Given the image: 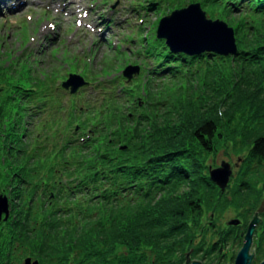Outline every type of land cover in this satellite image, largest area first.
<instances>
[{
  "label": "trees",
  "instance_id": "trees-1",
  "mask_svg": "<svg viewBox=\"0 0 264 264\" xmlns=\"http://www.w3.org/2000/svg\"><path fill=\"white\" fill-rule=\"evenodd\" d=\"M205 2L238 16L236 55L190 56L156 34L142 37L139 75L126 87L131 106L113 90L84 114L77 107L74 127L71 114L50 117L42 155L39 135L24 143L21 118L0 105L3 165L24 187L0 219V264H25L27 250L39 264H183L191 250L223 264L232 231L243 245L264 200V0ZM9 92L0 94L6 102L18 94ZM221 150L238 155L225 190L210 176ZM23 158L34 164L28 171ZM232 207L242 222L216 233L215 218ZM261 215L253 264L264 256Z\"/></svg>",
  "mask_w": 264,
  "mask_h": 264
},
{
  "label": "rangeland",
  "instance_id": "rangeland-1",
  "mask_svg": "<svg viewBox=\"0 0 264 264\" xmlns=\"http://www.w3.org/2000/svg\"><path fill=\"white\" fill-rule=\"evenodd\" d=\"M155 1L156 6L152 4ZM202 2L203 0H5L4 4H0V94L6 93L7 89L11 91L10 94L13 89L18 94L14 95L15 100L12 102H6L0 97V105L3 109L6 108L10 115L15 114L21 118L24 143L28 140L31 143L33 136L39 135L36 136L35 143L39 146L37 153L42 155L44 137L48 131L45 126H38V123H47L49 126L47 119L53 116L58 121L65 122L68 114H71L74 127L75 120L81 117L77 107L81 108L84 114L86 104L98 106L104 97H111L113 90L125 107L131 106L130 102H127L130 92L126 87L133 85L139 74L134 73L127 82L124 71L128 67L140 66L139 56L136 58L135 55V50L141 44L140 39L151 38L153 34L157 37L160 20L174 10L185 8L192 3H200L207 16L213 20H224L233 28L240 21L238 16L234 18L228 15L222 5L215 7L208 2ZM149 5H153L150 6L153 8H149ZM147 39H142L143 43H146ZM71 74H79L88 82L73 94L70 89L62 86ZM120 75L126 81L124 84ZM222 75L224 76L225 72ZM163 81L165 79H157L155 83L162 85ZM18 83L19 86L34 89L37 93L12 87ZM83 87H86V90L79 93ZM22 93L23 98L20 95ZM77 94L81 101L77 100ZM27 95L31 97L28 98ZM38 101L42 102L40 107L35 105ZM104 102L107 106L108 102ZM32 105L33 108L30 107ZM38 109L43 111L35 112ZM41 118L43 119L40 120ZM237 157L234 152L221 150L214 163L217 166L222 161L234 163ZM26 161L27 158H23L22 169L28 171L34 164L26 166ZM7 162L6 160L5 164ZM3 163L0 150V173L6 170ZM20 180L17 176L8 177L4 180L8 184H5L0 178V190H18L23 183ZM237 214L236 209L232 207L217 218L214 217L215 224L211 226L216 233L224 231L225 227L233 226L227 222L232 218H239ZM208 220L211 224L214 219L210 216ZM235 235V231H232V253L230 252L223 264H234L242 247L234 240ZM254 243L255 239L251 252ZM26 254L32 263L36 261L29 250ZM191 257L192 260L207 264L205 259H197L192 252ZM263 257L258 264H261Z\"/></svg>",
  "mask_w": 264,
  "mask_h": 264
},
{
  "label": "water",
  "instance_id": "water-1",
  "mask_svg": "<svg viewBox=\"0 0 264 264\" xmlns=\"http://www.w3.org/2000/svg\"><path fill=\"white\" fill-rule=\"evenodd\" d=\"M157 37L166 40V44L172 51L182 52L190 56L199 55L206 51L224 56L238 53L235 29L224 20L209 18L200 3H192L162 17L158 25ZM138 72L139 67H128L124 71V76L129 81L133 74ZM86 83L81 75L71 74L69 79L62 83V86L65 89H70L71 93H75ZM232 172V163L222 161L219 166L210 169V176L222 190H225L231 180ZM4 212L6 219L9 215L8 201L7 198L0 197V219ZM263 212L264 200L249 222L243 245L237 253L234 264H253L255 247L253 252H251V247L257 226L261 221L260 214ZM241 222L242 219L240 218H232L227 224L237 226ZM191 252L192 250L187 253L185 264H203L199 260H192ZM25 264H39V261L36 260L32 263L30 258H26ZM261 264H264V259Z\"/></svg>",
  "mask_w": 264,
  "mask_h": 264
},
{
  "label": "flooded vegetation",
  "instance_id": "flooded-vegetation-1",
  "mask_svg": "<svg viewBox=\"0 0 264 264\" xmlns=\"http://www.w3.org/2000/svg\"><path fill=\"white\" fill-rule=\"evenodd\" d=\"M36 111H37V113H38V112L43 111V109H38V110H36ZM42 119H43V118H41L40 120H42ZM38 125H39V124H38ZM39 126L44 127V123H42V124L39 125ZM232 164H233V163H232ZM5 168H6L7 172H6V170H5L4 173H0V178H1V180H2L3 183L8 184V183L5 182L4 180L7 179L8 177H13V174L10 173V170H11L10 167L5 166ZM40 169H41V171H43L44 167L41 166ZM55 171H56V170H55ZM9 174H10V175H9ZM14 180H17V179H14ZM57 181H59V180H57ZM23 190H24V187H23V186H20V187L18 188V190H16V191L6 190V189H2V190H0V197H2L3 199H4V197L7 198L8 206H9V207H8V208H9V216H10V211H11V204L13 203L14 198H15L16 196H20ZM39 194H43V192H42V191H39ZM19 199H20V198H19ZM9 216H8V218H9ZM4 217H6V213H5V212L2 214L1 219H4ZM1 222H2V221H1ZM3 223H4V221H3Z\"/></svg>",
  "mask_w": 264,
  "mask_h": 264
},
{
  "label": "bare ground",
  "instance_id": "bare-ground-1",
  "mask_svg": "<svg viewBox=\"0 0 264 264\" xmlns=\"http://www.w3.org/2000/svg\"><path fill=\"white\" fill-rule=\"evenodd\" d=\"M5 3V0H0V4H4Z\"/></svg>",
  "mask_w": 264,
  "mask_h": 264
}]
</instances>
